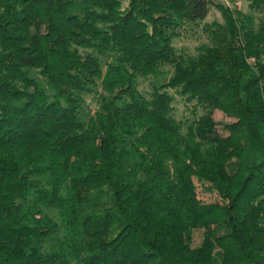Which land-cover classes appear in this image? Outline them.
<instances>
[{"label": "trees", "instance_id": "obj_1", "mask_svg": "<svg viewBox=\"0 0 264 264\" xmlns=\"http://www.w3.org/2000/svg\"><path fill=\"white\" fill-rule=\"evenodd\" d=\"M245 1L0 0V264H264V0Z\"/></svg>", "mask_w": 264, "mask_h": 264}, {"label": "rangeland", "instance_id": "obj_2", "mask_svg": "<svg viewBox=\"0 0 264 264\" xmlns=\"http://www.w3.org/2000/svg\"><path fill=\"white\" fill-rule=\"evenodd\" d=\"M215 4H220L223 5L225 7H229L231 10L234 11H240L241 14L243 15H248L250 14V9H249V5L245 0H212ZM212 22H218V23H222V18L220 13L213 9L211 14L209 15V17L207 18V23H212ZM205 37H200V39L197 36H192V37H184L182 40H176L175 44L178 48H186L189 51H193L195 49L196 46H198V44L201 41H204ZM147 84H141L140 88L144 89L146 87ZM91 101V99H89V102ZM92 108H95V103L92 102L91 104ZM177 111H178V118L182 117L185 113H184V107L182 106V104H177L176 106ZM182 113V114H181ZM186 115L188 116V113H186ZM214 119L215 121L218 122H225V123H232L234 122V119L229 118L227 116H225L221 111H216L214 114ZM196 186H197V193H198V199L203 202V203H207V204H212V203H221L224 204V200L222 197H220V195L216 192V191H204L203 187L198 184L197 182H195ZM202 241V233L199 230H194L192 231V235H191V243L193 247H198L201 244Z\"/></svg>", "mask_w": 264, "mask_h": 264}]
</instances>
